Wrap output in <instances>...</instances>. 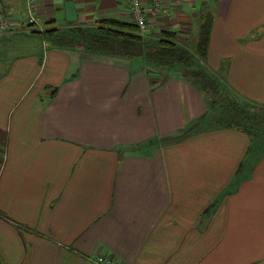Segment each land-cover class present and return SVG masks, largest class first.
<instances>
[{
    "label": "crops",
    "instance_id": "0c3cea01",
    "mask_svg": "<svg viewBox=\"0 0 264 264\" xmlns=\"http://www.w3.org/2000/svg\"><path fill=\"white\" fill-rule=\"evenodd\" d=\"M146 33L198 39L212 14L206 64L264 101V0H165ZM0 33V264H264V152L211 128L184 73L140 59L49 48L26 0H4ZM74 24L131 22L126 0H73ZM150 3V0H145ZM40 26L66 27V0H40ZM41 36V43L33 37ZM31 44L27 48L26 44Z\"/></svg>",
    "mask_w": 264,
    "mask_h": 264
},
{
    "label": "trees",
    "instance_id": "16d2710c",
    "mask_svg": "<svg viewBox=\"0 0 264 264\" xmlns=\"http://www.w3.org/2000/svg\"><path fill=\"white\" fill-rule=\"evenodd\" d=\"M200 35L193 43L182 39L179 31L164 28L142 33L134 22L115 17H103L92 24H74L66 27H47L42 34L49 48L82 50L88 53L140 59L148 66L162 65L176 68L195 83L207 97V111L182 139L203 130L208 122L211 128H237L249 137L247 162L259 159L264 152V101L254 100L236 90L227 80L208 67L205 58L210 40L213 16H201Z\"/></svg>",
    "mask_w": 264,
    "mask_h": 264
},
{
    "label": "built area",
    "instance_id": "2783aa9c",
    "mask_svg": "<svg viewBox=\"0 0 264 264\" xmlns=\"http://www.w3.org/2000/svg\"><path fill=\"white\" fill-rule=\"evenodd\" d=\"M40 0H26V10L29 24H39L37 17V7ZM128 4V13L131 22H134L140 32L146 33L149 29L148 13L153 16L167 13L165 0H126ZM13 27L9 11L5 6L4 0H0V33L9 32ZM84 264H124V262L109 253L93 252L84 257Z\"/></svg>",
    "mask_w": 264,
    "mask_h": 264
},
{
    "label": "rangeland",
    "instance_id": "374dc122",
    "mask_svg": "<svg viewBox=\"0 0 264 264\" xmlns=\"http://www.w3.org/2000/svg\"><path fill=\"white\" fill-rule=\"evenodd\" d=\"M211 16H212V14H208V19L209 20L211 19ZM28 25H37V28L40 29L41 31H43L45 29L44 27L40 26V24H28ZM199 26H200V24H199ZM182 32L183 33L181 34V36L186 37L187 39H189L190 42L193 43L192 45H194L195 37L193 38V36L190 37V36H186L184 34V33H189V29L185 28V29L182 30ZM198 34L200 35V31L198 32ZM40 38H41V36H36V37H33V40H38L39 43H41V39ZM196 40H197V38H196ZM26 46L28 48V46L30 47L31 44L30 43L29 44H26Z\"/></svg>",
    "mask_w": 264,
    "mask_h": 264
},
{
    "label": "water",
    "instance_id": "95a60500",
    "mask_svg": "<svg viewBox=\"0 0 264 264\" xmlns=\"http://www.w3.org/2000/svg\"><path fill=\"white\" fill-rule=\"evenodd\" d=\"M67 19L74 21L77 19V12L73 0H66Z\"/></svg>",
    "mask_w": 264,
    "mask_h": 264
}]
</instances>
